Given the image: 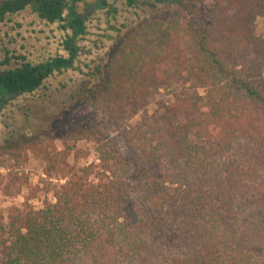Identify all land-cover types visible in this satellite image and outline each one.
Instances as JSON below:
<instances>
[{"label":"trees","instance_id":"1","mask_svg":"<svg viewBox=\"0 0 264 264\" xmlns=\"http://www.w3.org/2000/svg\"><path fill=\"white\" fill-rule=\"evenodd\" d=\"M80 1L0 0V24L29 8L71 31L67 57L0 71V113L73 68ZM167 16L126 35L83 101L75 134L96 160L54 202L0 217V264H264V0H180ZM159 89L172 99L149 112Z\"/></svg>","mask_w":264,"mask_h":264},{"label":"rangeland","instance_id":"2","mask_svg":"<svg viewBox=\"0 0 264 264\" xmlns=\"http://www.w3.org/2000/svg\"><path fill=\"white\" fill-rule=\"evenodd\" d=\"M94 1L75 6L76 12L86 14V33L76 41L79 53L73 68L54 73L33 93L9 101L0 113V217L4 220L25 202L34 208L54 202L53 185L96 160L94 142L75 134L85 112L83 101L100 92L102 69L126 35L153 16L166 20L180 0H134V5L129 0H104L107 8L91 11L87 7ZM183 1L201 7L211 0ZM62 24L41 21L29 8L5 19L0 24V71L24 62L67 57L64 42L71 32ZM255 32L264 36L261 19L255 22ZM171 97L169 91L159 89L148 111Z\"/></svg>","mask_w":264,"mask_h":264},{"label":"flooded vegetation","instance_id":"3","mask_svg":"<svg viewBox=\"0 0 264 264\" xmlns=\"http://www.w3.org/2000/svg\"><path fill=\"white\" fill-rule=\"evenodd\" d=\"M84 1H85V0H82V1L77 2V3L74 4V12H75L76 14L80 15V17H81V19H82V21H83V33L80 34V35H77V36L75 37V40H74L75 45H76V41H77V39L79 38V36L83 37V36L85 35V33H86V31H85L86 14H85V13H78V12H76V9H75L76 4L84 3ZM84 4H85V3H84ZM104 4H106L104 0H95V1L92 2V4L89 5L87 8H89L91 11L102 10V9L108 7L107 4H106L107 6L104 7ZM67 30H68V29H67ZM69 31H70V30H69ZM70 32H71V31H70ZM76 46H77V45H76ZM77 48H78V52H77V55H78V53H79V47L77 46ZM77 55H76V56H77ZM76 56H75V57H76Z\"/></svg>","mask_w":264,"mask_h":264}]
</instances>
